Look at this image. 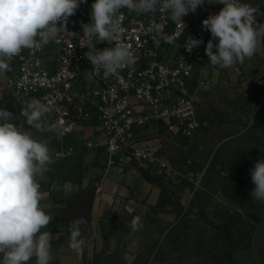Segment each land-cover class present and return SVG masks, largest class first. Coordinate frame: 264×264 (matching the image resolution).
I'll return each mask as SVG.
<instances>
[{
    "label": "rangeland",
    "instance_id": "rangeland-1",
    "mask_svg": "<svg viewBox=\"0 0 264 264\" xmlns=\"http://www.w3.org/2000/svg\"><path fill=\"white\" fill-rule=\"evenodd\" d=\"M251 1L263 10L264 0ZM201 76V129L187 136L160 121L147 133L168 170L133 162L157 192L136 216L114 221L122 235L105 239L93 264H264V202L251 196V170L264 159V48L230 68L209 61Z\"/></svg>",
    "mask_w": 264,
    "mask_h": 264
},
{
    "label": "built area",
    "instance_id": "built-area-1",
    "mask_svg": "<svg viewBox=\"0 0 264 264\" xmlns=\"http://www.w3.org/2000/svg\"><path fill=\"white\" fill-rule=\"evenodd\" d=\"M94 2L81 3L55 41L39 50L23 49L13 57L6 84L24 104L38 99L50 105L52 111L39 131L64 139L91 122L102 136L96 143L104 147L108 167L134 162L158 173L167 171V160L147 133L160 121L187 136L201 129L194 101L197 85L205 81L201 74L210 61L205 47L212 39L202 21L224 5L204 3L182 17L184 27L168 12L143 14L121 9L124 32L120 40L94 43L98 50L118 42L130 44L135 64L105 77L104 69L94 68L85 56L89 49L81 47V25L91 23ZM169 38L172 43L166 42ZM189 38L203 43L189 52L184 47ZM65 154L64 150L55 153Z\"/></svg>",
    "mask_w": 264,
    "mask_h": 264
},
{
    "label": "clouds",
    "instance_id": "clouds-1",
    "mask_svg": "<svg viewBox=\"0 0 264 264\" xmlns=\"http://www.w3.org/2000/svg\"><path fill=\"white\" fill-rule=\"evenodd\" d=\"M86 0H0V72L10 70V60L23 49L39 50L55 41L66 31L67 20ZM205 0H95L91 5V23L82 24L81 47H87V59L94 68L104 69V76L117 73L135 64L131 45L118 42L102 50L97 42L119 41L124 32L121 9L152 14L170 13L171 19L182 25V17L195 12ZM224 5L217 13L202 21L212 39L205 54L213 66L230 68L251 59L264 48V23H257L259 9L240 0H217ZM217 40V43H213ZM166 42L172 43L173 38ZM202 40L189 38L184 47L191 52ZM216 49L214 52L213 49ZM21 109L29 128L43 129L50 105L32 99ZM12 113L0 109V264H50L52 235L47 228L52 217L40 204L42 193L38 177L49 171L53 162L46 141L37 140L23 124L12 123ZM255 185L252 199L264 202V159L257 160L251 170ZM139 218L132 221L136 230ZM83 216L69 222V246L79 252L85 244L81 236Z\"/></svg>",
    "mask_w": 264,
    "mask_h": 264
},
{
    "label": "crops",
    "instance_id": "crops-1",
    "mask_svg": "<svg viewBox=\"0 0 264 264\" xmlns=\"http://www.w3.org/2000/svg\"><path fill=\"white\" fill-rule=\"evenodd\" d=\"M247 3L255 7L251 0ZM256 17H264V4ZM6 81V71L0 72V109L12 113V123L23 124L35 139L46 141L53 158L49 171L37 178L42 193L40 204L52 217L48 227L41 229L53 237L50 264H93L104 249L105 239L110 242L122 235L114 221H126L143 211L144 199L155 197L156 188L134 163L107 166L104 147L96 143L102 136L94 123L81 125L64 139L29 128L21 115L24 100L13 94ZM59 150L67 154L56 156ZM79 216L87 223L81 225L85 244L76 252L69 246L68 227L70 220ZM29 264H35V258Z\"/></svg>",
    "mask_w": 264,
    "mask_h": 264
}]
</instances>
